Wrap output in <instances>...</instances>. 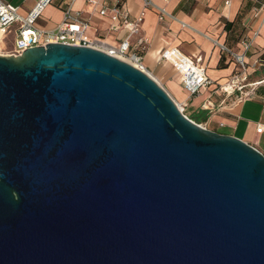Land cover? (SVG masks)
Listing matches in <instances>:
<instances>
[{
	"label": "water",
	"instance_id": "1",
	"mask_svg": "<svg viewBox=\"0 0 264 264\" xmlns=\"http://www.w3.org/2000/svg\"><path fill=\"white\" fill-rule=\"evenodd\" d=\"M0 264H264V154L100 50L0 56Z\"/></svg>",
	"mask_w": 264,
	"mask_h": 264
},
{
	"label": "crops",
	"instance_id": "2",
	"mask_svg": "<svg viewBox=\"0 0 264 264\" xmlns=\"http://www.w3.org/2000/svg\"><path fill=\"white\" fill-rule=\"evenodd\" d=\"M5 1L17 7L22 16L37 2L21 0V4L13 5ZM93 1L95 5L88 4L87 0H75L72 8L87 19L86 33L90 39L106 46H118L126 31L118 25L113 28L108 16L99 15L105 0ZM120 1L131 19L143 11L141 0ZM151 1L169 15L159 20L155 8L145 9L139 32L132 37L133 43L138 38L146 40L140 51L146 71L182 106L187 118L208 130L238 138L264 154V0ZM63 3V0H54L43 10L36 26L54 28L61 21ZM44 12L54 13V21L45 18ZM213 40L235 53L243 52V41L250 42L245 69L241 70L228 54L220 51ZM167 48H177L192 59L200 58L212 84L190 96L173 66L160 61V53ZM236 76L246 77L240 88L227 94L219 89ZM246 93L249 94L245 98ZM257 125L263 128L261 133L256 132Z\"/></svg>",
	"mask_w": 264,
	"mask_h": 264
},
{
	"label": "built area",
	"instance_id": "3",
	"mask_svg": "<svg viewBox=\"0 0 264 264\" xmlns=\"http://www.w3.org/2000/svg\"><path fill=\"white\" fill-rule=\"evenodd\" d=\"M53 1L54 0H37L29 12L22 16L17 7L12 6L5 0H0V31L2 36L7 33H13L15 35L13 48L11 52L7 54L8 56H19L28 48L45 47L48 44L88 47L100 50L114 58L129 63L152 77L144 68L142 64V55L140 54V51L144 49L143 45L146 40L138 38L133 43L132 37L139 32V25L142 21L143 11L145 9L155 8L158 11L159 20H163L165 16L169 15L164 9L154 6L151 0H141L143 11L136 18L131 19L123 2L120 0H113L110 2L105 0L99 10V15L108 16L114 24L113 28L118 25L126 31V35L120 41L119 45L110 47L98 40H93L88 37L86 33L89 28L87 19L82 16L81 12L75 11L72 8V4L75 0H63L64 7L62 9V18L54 28L42 29L37 27L36 22L42 15L43 10L52 4ZM87 2L90 5L96 4L93 0H87ZM228 3L229 1L225 2L226 5H228ZM213 43L219 47L220 51L228 54L241 70L245 69V55L250 47V42H242V53L232 52L217 40H213ZM160 61L169 62L173 66L180 76L183 89L190 96L198 94L202 89L212 84V81L206 75L205 68L201 64L200 58L192 59L177 48H167L160 53ZM245 80L246 77L236 76L228 83L220 86L219 89L226 94L233 93L236 89L240 88L241 83ZM248 94L249 93H246L244 97H248ZM176 105L183 114L182 106L177 103ZM262 130V126L257 125L256 132L261 133Z\"/></svg>",
	"mask_w": 264,
	"mask_h": 264
},
{
	"label": "rangeland",
	"instance_id": "4",
	"mask_svg": "<svg viewBox=\"0 0 264 264\" xmlns=\"http://www.w3.org/2000/svg\"><path fill=\"white\" fill-rule=\"evenodd\" d=\"M13 5L21 4V0H9ZM43 16L45 18L50 19V21H54L55 14L51 15L48 12H44ZM15 35L13 33H7L2 38H0V56H7L13 48V41Z\"/></svg>",
	"mask_w": 264,
	"mask_h": 264
},
{
	"label": "bare ground",
	"instance_id": "5",
	"mask_svg": "<svg viewBox=\"0 0 264 264\" xmlns=\"http://www.w3.org/2000/svg\"><path fill=\"white\" fill-rule=\"evenodd\" d=\"M0 38H2V33H1V31H0ZM97 50V49H96ZM8 56V55H7ZM10 56H12V55H10ZM119 60V59H118ZM124 62V61H123ZM129 64V63H128ZM131 65V64H130ZM134 67V66H133Z\"/></svg>",
	"mask_w": 264,
	"mask_h": 264
}]
</instances>
